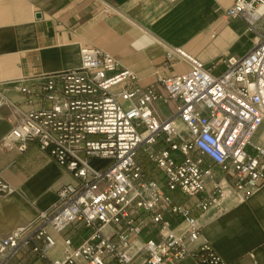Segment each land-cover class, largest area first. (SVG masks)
<instances>
[{"label": "built area", "instance_id": "1", "mask_svg": "<svg viewBox=\"0 0 264 264\" xmlns=\"http://www.w3.org/2000/svg\"><path fill=\"white\" fill-rule=\"evenodd\" d=\"M226 16L257 31L244 55L206 64L172 48L168 56L190 69L142 88L138 75L112 55L83 46L80 67L48 75L38 89L22 88L49 106L26 112L6 145L22 153L36 144L76 183L63 185L30 224L0 234V264H174L186 257L228 264L201 239L202 229L205 213L223 201L226 188L227 199L236 201L264 185V144L255 142L264 128V31L256 26L264 0H235ZM160 101L175 103L165 118L157 111ZM206 158L221 176L205 166ZM167 190L188 198L205 192L202 213L194 216ZM14 191L0 173V194ZM144 221L158 228L160 238L138 244ZM80 229L86 233L75 244ZM58 238L62 255L51 257Z\"/></svg>", "mask_w": 264, "mask_h": 264}, {"label": "crops", "instance_id": "2", "mask_svg": "<svg viewBox=\"0 0 264 264\" xmlns=\"http://www.w3.org/2000/svg\"><path fill=\"white\" fill-rule=\"evenodd\" d=\"M234 1L0 0V95L4 99L0 106V173L15 187L11 194H0V234L30 224L56 201L63 185L76 183L71 173L36 144L22 153L6 145V135L26 112L49 106L39 93L29 94L23 87L38 89L48 75L80 67L83 46L112 55L120 67L138 75L137 86L142 88L154 84L159 76L190 69L175 54L168 56L172 48L181 47L206 64L244 55L254 46L257 31L240 18L226 16ZM256 26L264 31V17ZM156 106L163 118L175 109L173 101H160ZM255 142L264 144V128L256 133ZM250 152L254 153L252 147ZM205 166L222 175L212 160L206 158ZM212 189L209 183L206 190ZM167 192L194 216L202 213L199 203L205 192L192 198ZM204 219L201 239L228 264H264V185L221 209L211 207ZM141 226L138 242L160 238L153 224L144 221ZM83 233L85 229L77 230L75 244ZM63 248L58 238L51 257L61 256ZM174 264L196 262L186 257Z\"/></svg>", "mask_w": 264, "mask_h": 264}, {"label": "rangeland", "instance_id": "3", "mask_svg": "<svg viewBox=\"0 0 264 264\" xmlns=\"http://www.w3.org/2000/svg\"><path fill=\"white\" fill-rule=\"evenodd\" d=\"M144 158H145V157L141 154V155H140V159L143 160V162L146 161ZM146 165H147V166H150V164H148V163H146ZM153 170H154V169L151 168V169H150V172L152 173ZM234 201H235V200L232 199V198L225 199V200L219 202V203L217 204L216 208L221 209L222 207H225V206H227L229 203H232V202H234Z\"/></svg>", "mask_w": 264, "mask_h": 264}, {"label": "bare ground", "instance_id": "4", "mask_svg": "<svg viewBox=\"0 0 264 264\" xmlns=\"http://www.w3.org/2000/svg\"><path fill=\"white\" fill-rule=\"evenodd\" d=\"M227 195H228V188L225 189V193H224V199H227ZM138 244H140V242H138Z\"/></svg>", "mask_w": 264, "mask_h": 264}]
</instances>
